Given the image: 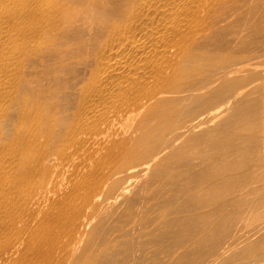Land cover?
Returning <instances> with one entry per match:
<instances>
[{
	"label": "bare ground",
	"instance_id": "1",
	"mask_svg": "<svg viewBox=\"0 0 264 264\" xmlns=\"http://www.w3.org/2000/svg\"><path fill=\"white\" fill-rule=\"evenodd\" d=\"M260 53L264 0H0V264H264V77L244 76ZM50 58L61 61L43 71L51 81L68 62L84 69L71 115L34 92L36 65ZM216 65L236 81L221 72L212 87ZM82 136L106 153L74 185L69 176L57 203L56 175L80 157ZM196 165L197 175L168 176ZM153 187L152 206L179 187L202 222L173 239H57L60 220L73 233L85 207L122 202L134 218L137 192Z\"/></svg>",
	"mask_w": 264,
	"mask_h": 264
},
{
	"label": "rangeland",
	"instance_id": "2",
	"mask_svg": "<svg viewBox=\"0 0 264 264\" xmlns=\"http://www.w3.org/2000/svg\"><path fill=\"white\" fill-rule=\"evenodd\" d=\"M262 56V57H261ZM264 55H262V53H260L259 54V57H258V59H257V62L256 61H254V62H256V64L254 63V66H252L254 69L252 70V67L250 68V69H248V70H246L245 72H244V76H245V79H250V78H252V77H254V78H263L264 77ZM262 59H263V61H262ZM258 60L260 61V62H258ZM61 61L60 60H57V59H55V60H52L51 58H50V60H46V61H42V60H39L38 61V63H37V65H36V70H37V73H38V79H37V83H36V85H35V90H34V92H35V94H36V92H37V94L36 95H38V99H39V101H40V104L42 103V102H46L47 104H49V105H51V106H54V107H56V108H60V110H62L63 112H66L67 114H69V115H71V113L73 114L74 113V111L76 110V108H77V106H78V100H79V91H78V89L81 87V83H83V81H84V79L86 78V77H84V76H82V74H81V72L80 73H78V70L77 69H79V71L81 70H84L83 69V67H82V65H77V64H74V62L73 61H71V62H68V68H67V72H66V74H61V76H57L56 77V80H54V81H51V80H48V78L47 77H45L44 76V72L43 71H45V70H47V69H50L49 67L50 66H52V65H54V64H57V63H60ZM74 64V65H73ZM79 66V67H78ZM262 66V67H261ZM257 67V68H256ZM215 68H217V69H215ZM260 68H261V70H260ZM211 69H215L216 70V72L217 73H215V75L212 77L211 76V74L210 75H208V73H207V75L208 76H210L211 78H212V80H213V86L212 87H216V86H218V84H219V82L220 81H217V80H219V79H221V78H223L222 76L223 75H226V76H224V77H226V79L229 81V82H231V83H233L234 81H236L235 80V78H236V76L235 75H233L232 73H229V74H225V73H223V70H222V67L220 68V65H216L215 67H211ZM75 70V71H74ZM258 70V71H257ZM70 71H72L71 73H70ZM218 71H220V72H218ZM260 71V72H259ZM69 72V73H68ZM74 72H75V74H74ZM221 72H222V76H216V75H221ZM262 72V73H261ZM77 73L79 74V75H77ZM259 73V74H258ZM68 74H70V75H68ZM228 75V76H227ZM74 77V78H73ZM84 77V78H83ZM218 77V78H217ZM221 77V78H220ZM228 77V78H227ZM69 78H71V79H69ZM216 78V79H215ZM60 79V80H59ZM80 79H82V80H80ZM70 81V82H69ZM77 81V82H76ZM78 81H80L79 83H78ZM217 82V83H216ZM70 83H72V84H70ZM76 84H77V86H76ZM215 84V85H214ZM72 85V86H71ZM67 86H69L68 87V89L66 88ZM76 86V87H75ZM47 89H46V88ZM71 87V88H70ZM73 87V88H72ZM46 89V90H45ZM71 91V92H69V91ZM76 90V91H75ZM57 91H59V92H57ZM47 92V93H46ZM57 92V93H56ZM75 92H77V94L75 93ZM48 94V95H47ZM183 94V95H182ZM69 95V96H68ZM181 95V96H180ZM187 95H189L188 93H181V94H179V97H181V98H185ZM73 96V97H72ZM62 99H63V101H62ZM72 102V103H71ZM188 103V102H187ZM187 103L186 102H184L183 104L185 105H187ZM122 125V126H121ZM119 126V127H118ZM123 126H126V127H123ZM121 127H123V131H122V128ZM116 128V129H115ZM124 128H127L126 130H124ZM114 130H115V132H117V134H118V137L120 138V136L121 137H123V136H125V137H128V135H129V131H128V127H127V125H123V124H118V125H116L115 127H114ZM121 131V132H120ZM123 132V133H122ZM121 134V135H120ZM82 138H83V136L82 137H79V138H77L78 140H82ZM77 140V141H78ZM83 140H88V138H87V136H84V138H83ZM90 140H92V138L90 137L89 138V140L87 141V142H85V143H82V145H81V143H80V148L79 149H82V151L81 150H79L78 152H80V153H78L79 155H80V157H77L75 160H74V162H72L73 164H72V166L74 165V163L76 164H78V165H76V166H78V167H76L75 165H74V168H71L72 166H70V168L69 167H65L66 169H64V170H60L59 171V173H57V178H55V181H56V192H55V194H53V197H52V199L55 201V202H59V203H62V202H65L66 200H65V194H66V192H67V195L69 194V192H71V189H72V185H71V183L74 185L76 182H77V180H76V178L75 177H77V179H78V176H76V175H80V174H82V173H88L89 171H93L94 169H92V167L94 168L95 166H94V164L92 163V165H91V161L90 160H99L100 158H98V156L99 157H101V160L100 161H102V158H103V156L105 155V150L104 149H100L99 147H98V144L96 143V144H94L95 142H94V139L92 140V141H90ZM90 145H91V147H90ZM93 145H95V147L93 146ZM84 146H86V148L84 147ZM84 147V148H83ZM88 147H90V148H88ZM67 151H69V152H71L72 151V148L70 149H67ZM86 151V153H84ZM87 151H90L89 153L87 152ZM97 151V152H96ZM94 152V153H93ZM99 152V153H98ZM115 152H117V151H115ZM114 152V153H115ZM100 153H101V155H100ZM93 154V155H92ZM96 154V155H95ZM78 155V156H79ZM84 155V156H83ZM92 155V156H91ZM98 155V156H97ZM81 156L83 157L82 158V160H81ZM91 156V157H90ZM88 157V158H87ZM90 157V158H89ZM97 157V159H94V158H96ZM88 159H90V160H88ZM115 159V158H114ZM85 162V163H84ZM84 164V166H83V164ZM90 163V164H89ZM87 164V165H86ZM89 164V165H88ZM104 164L102 163V166H101V168L103 169H101V173H106L107 172V170L109 169V167H110V165H107L106 163H105V165L106 166H103ZM83 166V167H82ZM85 167H87L88 168V170L86 169L85 170ZM105 169H104V168ZM75 168H78V170L76 171H74V169ZM197 168V169H196ZM193 170H190V171H188L189 169H187V167L186 168H183V169H178V170H175V171H173V172H170V173H168V176L170 177V176H172L171 178H175L176 179V177H179L180 175H197L198 173H200V171H201V169H200V167L199 166H195L194 168H192ZM182 170H185V171H183V173H181V171ZM67 172V173H65V172ZM81 171V172H80ZM188 171V172H187ZM179 172V173H178ZM63 173V174H62ZM71 173H73V174H75V175H73V174H71ZM67 174V175H66ZM229 174V173H228ZM227 173H225V175L223 174V176H226V175H228ZM72 175V176H71ZM69 176H71V178H69ZM58 177L61 179H58ZM65 177L67 178V179H65ZM68 178H69V180L71 181V183H70V181H68ZM73 178H74V181H73ZM67 180V181H66ZM58 181V182H57ZM74 183H73V182ZM66 182L68 183L69 182V184H70V186L71 187H69V185L68 184H66ZM60 183V184H59ZM65 184V185H64ZM65 186V187H64ZM68 186V187H67ZM63 187L64 188H66V189H63ZM176 187V186H175ZM178 188V190H179V187H177ZM177 188H175V190L177 191ZM60 189V190H59ZM65 190V191H64ZM66 190H68V191H66ZM175 190H173V188H169V190H168V187H166L165 189H163V190H160L161 191V194H162V191H163V193L165 194L164 196H163V198H169L170 199V201H172V202H170V201H168L167 203H164L165 205H166V207H164L165 205H161V207H159V206H152L151 204H152V201L151 202H149L150 200L149 199H151V196L153 195V192L155 191V188L153 187V188H151V189H149V190H146V191H139V193L137 192V195H136V198L139 200V203H137V205H135V207H133V216H134V218L132 217V218H128L126 215H128V213H129V211H128V209L126 208V206L124 205V204H122V202H118L117 203V205H118V207L119 206H121L119 209L117 208V205H116V203H114V204H112L113 203V201H111L110 203H109V205L108 204H99V205H97L98 206V209H97V207L94 209V211H92V213H91V211H90V209L89 208H87V207H85L83 210H81V214H82V217H81V220L79 219V220H77L76 221V229H75V231H73V233L71 232V233H67V222H66V220H60V223H59V229L60 230H56V234H57V239H58V237H59V239H62V237H63V239H71V237H72V239H103V238H106V239H151V238H153L154 237V239H157V238H159V239H173V237H174V232L172 231L173 229L174 230H176L178 227H180L181 225H187V224H190L191 222H202V220L199 218V216L197 215V214H194L193 212L194 211H189V209L188 210H186V209H184V208H187L185 205H180V203H181V201H179V196H177L178 198H176L175 197V195H174V192H176ZM165 191H166V193H165ZM172 191H173V193H172ZM61 192V193H60ZM64 192V193H63ZM142 193V194H141ZM173 194V195H171L170 196V194ZM61 194V195H60ZM139 194V195H138ZM188 197L190 196V193H187L186 194ZM57 196V197H56ZM175 197V198H174ZM62 198V199H61ZM145 198V199H144ZM173 198V199H172ZM236 198V196L234 197V195H231V196H229V197H227V199H225V200H227V201H223V203H221L219 206H221V207H223V208H226V209H229L230 208V206L228 207V205H229V202L231 201V200H234ZM60 201H59V200ZM168 199V200H169ZM174 199H175V201L178 199V202H176L175 204H174ZM56 200H58V201H56ZM168 204V205H167ZM180 206H179V205ZM139 205V206H138ZM170 205H172V206H170ZM175 205V206H174ZM111 206V207H110ZM116 206V207H115ZM122 206H123V208L125 209H121L122 208ZM140 206H141V208H140ZM177 206V207H176ZM179 206V207H178ZM182 206V207H181ZM109 207V208H108ZM113 207V208H112ZM149 207V208H148ZM172 207V208H171ZM137 208V209H136ZM139 208V209H138ZM147 208L148 209H150V210H147ZM181 208L183 209V210H181ZM109 209H111V210H113V211H111V213L112 214H110L109 212L107 213V210L109 211ZM116 209V210H115ZM119 211H118V210ZM141 209V210H140ZM145 209H146V211H145ZM158 209H160V210H158ZM97 210V211H96ZM103 210V211H102ZM136 210H138V211H140V212H138V211H136ZM183 211V212H180V211ZM99 211V212H98ZM102 211V212H101ZM114 211H116V212H114ZM118 211V212H117ZM120 211H122V212H120ZM144 211V212H143ZM175 211V212H174ZM176 211H177V213H176ZM187 211V212H186ZM84 212V213H83ZM105 212V213H104ZM119 212L121 213V214H119ZM124 212V213H123ZM147 212H149V213H147ZM151 212V213H150ZM171 213V215H170V213ZM180 214H179V213ZM186 212V213H185ZM206 212H208V210L207 209H204V210H201V213H206ZM99 213V214H98ZM117 213H118V215H117ZM143 213H144V215H143ZM146 213V214H145ZM103 214H105L104 216H103ZM136 214H138V215H136ZM140 214V215H139ZM89 215H92V220H90V224H88L87 225V227H86V223L88 222L86 219H84V217L85 216H89ZM110 215H112V217H114V220H113V218H111V216ZM123 215V216H122ZM159 215H161L162 216V219L160 220V221H158V220H156V218L159 216ZM101 216H103L102 218H101ZM110 216V217H109ZM198 216V217H197ZM202 216V215H201ZM116 217H117V219H116ZM122 217V218H121ZM178 217V218H177ZM189 217V218H188ZM100 218L103 220V222H104V224L102 223V224H99L100 222H102L101 220H100ZM138 220H137V219ZM143 218V219H142ZM176 218V219H175ZM147 219H149V221L147 220ZM173 219V220H172ZM111 220H112V222H111ZM115 220H116V222H115ZM145 220V221H144ZM177 220H179V221H177ZM201 220V221H200ZM62 221V222H61ZM108 221V222H107ZM109 221H110V223H109ZM127 221H128V223H127ZM148 223H147V222ZM166 221V222H165ZM181 221V222H180ZM115 222V223H114ZM121 222H124L123 224L121 223ZM134 222V223H133ZM211 222H214V223H220V222H222V220H220V218H216V217H214V219H212V221ZM113 223L116 225H118L117 227H115L114 225H113ZM151 223V224H150ZM172 223H175L176 224V226H174L175 224H172ZM184 223V224H183ZM95 224V225H94ZM96 224H99V225H96ZM122 224V225H121ZM100 225H107V226H105L106 228L104 229V231L105 230H107V228H109L108 230H110V229H113L112 231H107V232H105V234H110L108 237H107V235H106V237H105V234H101L100 233V229L98 230V228H99V226ZM114 227H113V226ZM126 225V226H125ZM147 225V226H146ZM148 225H149V227H148ZM166 225V226H165ZM168 225V226H167ZM57 226V225H56ZM93 226V227H92ZM174 226V227H173ZM171 229H170V228ZM65 230H64V229ZM87 228V229H86ZM97 228V230L96 231H94L95 229ZM114 228H117V230L116 229H114ZM124 228V229H123ZM156 228H158L159 229V231H160V233L159 232H156V234L153 232L152 233V231L154 230V229H156ZM163 228V229H162ZM94 229V230H93ZM123 229V230H122ZM85 230V231H84ZM129 230H130V232H129ZM66 231V232H65ZM103 231V232H104ZM125 231H127V232H125ZM164 231V232H163ZM170 231H171V233H170ZM76 232V233H75ZM85 233L86 235L84 236V238H82V236H81V233ZM61 233V234H60ZM63 233V234H62ZM94 233V234H93ZM96 233H98V234H100V237H99V235H96ZM126 233V234H125ZM145 233H146V235H145ZM148 233H149V235H148ZM165 233V234H164ZM168 233V234H167ZM170 233V234H169ZM132 234V235H131ZM141 234V235H140ZM69 235V236H68ZM73 235H75V236H73ZM96 235V236H95ZM102 235V236H101ZM145 235V236H144ZM148 235V236H147ZM70 237V238H69ZM99 237V238H98ZM38 259L40 260L41 258H39L38 257ZM71 259V258H70ZM70 261V260H69ZM69 261H67V264H70V262L72 261V259H71V261L69 262Z\"/></svg>",
	"mask_w": 264,
	"mask_h": 264
}]
</instances>
